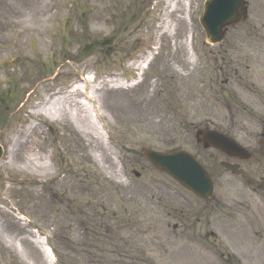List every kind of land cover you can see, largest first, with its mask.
I'll list each match as a JSON object with an SVG mask.
<instances>
[{
  "label": "rangeland",
  "instance_id": "374dc122",
  "mask_svg": "<svg viewBox=\"0 0 264 264\" xmlns=\"http://www.w3.org/2000/svg\"><path fill=\"white\" fill-rule=\"evenodd\" d=\"M246 1L245 22L210 46L204 0L173 13L169 0H0V264H264V183L194 140L208 128L264 149V0ZM74 87L103 143L64 112L33 114ZM143 149L191 153L214 199Z\"/></svg>",
  "mask_w": 264,
  "mask_h": 264
},
{
  "label": "water",
  "instance_id": "95a60500",
  "mask_svg": "<svg viewBox=\"0 0 264 264\" xmlns=\"http://www.w3.org/2000/svg\"><path fill=\"white\" fill-rule=\"evenodd\" d=\"M247 11L244 0H206L202 16L199 18L200 26L205 34L208 44H219L229 27H233L246 19ZM196 142L205 149L212 147L225 153L229 157H238L242 160L250 159V154L231 139L210 131L196 136ZM2 150L0 148V157ZM142 157L155 169L162 171L178 183L184 190L191 192L204 201L213 198V181L203 167L190 154L177 151L168 154L158 153L145 149ZM226 171L243 178H251L239 170L238 166L220 163ZM139 175L136 174V177Z\"/></svg>",
  "mask_w": 264,
  "mask_h": 264
},
{
  "label": "bare ground",
  "instance_id": "6f19581e",
  "mask_svg": "<svg viewBox=\"0 0 264 264\" xmlns=\"http://www.w3.org/2000/svg\"><path fill=\"white\" fill-rule=\"evenodd\" d=\"M179 19L175 21V24L178 23ZM168 25L165 27V30H168ZM190 32H188V36ZM150 60L149 57H146L143 63H148ZM84 88L74 87L68 94L65 96H60L54 99L51 102H47V97L45 104L38 107L34 111V115H45L48 118H53L54 116H58L59 113L64 112V114L71 119L78 125L80 131H82L83 135L86 137H90L92 140L94 137V141L97 142L98 140L103 143L100 129L98 127V123H96L92 118V113L96 112L94 109L95 101L91 100L90 98H86V101L90 102L88 105L83 100H80V96L83 93ZM92 92H95V88H91ZM72 99L74 105H72ZM71 101V102H70ZM99 121L100 118L97 117ZM13 149L11 150V158L14 156ZM104 151L99 152L97 155L98 160L102 161L105 160Z\"/></svg>",
  "mask_w": 264,
  "mask_h": 264
},
{
  "label": "flooded vegetation",
  "instance_id": "af4514ba",
  "mask_svg": "<svg viewBox=\"0 0 264 264\" xmlns=\"http://www.w3.org/2000/svg\"><path fill=\"white\" fill-rule=\"evenodd\" d=\"M223 83L224 85H229L230 79L225 78L223 80ZM219 157L226 161H230L232 163L237 164L241 169H243L248 173L255 174L254 179H256V181L253 183H255L256 185L260 184L261 182L264 183V149L263 148L253 151L251 155L252 157L251 160L247 162H243L238 159H230L223 154H219Z\"/></svg>",
  "mask_w": 264,
  "mask_h": 264
},
{
  "label": "trees",
  "instance_id": "16d2710c",
  "mask_svg": "<svg viewBox=\"0 0 264 264\" xmlns=\"http://www.w3.org/2000/svg\"><path fill=\"white\" fill-rule=\"evenodd\" d=\"M0 107H2V102H1V100H0Z\"/></svg>",
  "mask_w": 264,
  "mask_h": 264
}]
</instances>
